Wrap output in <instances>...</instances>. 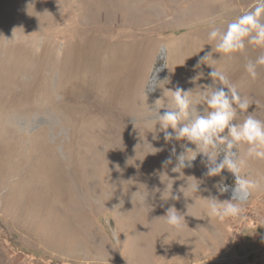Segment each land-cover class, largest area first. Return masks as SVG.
<instances>
[{
	"label": "rangeland",
	"instance_id": "obj_1",
	"mask_svg": "<svg viewBox=\"0 0 264 264\" xmlns=\"http://www.w3.org/2000/svg\"><path fill=\"white\" fill-rule=\"evenodd\" d=\"M253 3L0 0V264H264V161L242 173L260 187L240 218L201 219L205 189L220 200L231 193H217L219 176H202L200 155L183 176L171 171L175 157L163 166L173 146L195 145L165 142L149 110L166 89L210 83L176 58L205 55L209 25L225 27ZM248 48L254 60L261 50ZM242 56L216 66L264 119V67L247 87ZM197 180L201 198L184 197L181 186ZM148 201L164 213L183 208L190 236L166 225L147 240Z\"/></svg>",
	"mask_w": 264,
	"mask_h": 264
},
{
	"label": "clouds",
	"instance_id": "obj_2",
	"mask_svg": "<svg viewBox=\"0 0 264 264\" xmlns=\"http://www.w3.org/2000/svg\"><path fill=\"white\" fill-rule=\"evenodd\" d=\"M206 39L211 50L198 59L194 68L200 69L202 65L210 68L211 71L207 73L210 83L197 84L194 90H186L179 85L174 89H166L163 92L166 102L158 98L149 110L154 113V125L159 124L165 142L187 141L195 145L193 149L181 144L183 151L179 153L173 146L169 157L162 162L163 166L172 164L175 157L171 171L183 176V169L192 168L200 155V162L206 169L202 176H219L220 180L213 184L217 193H231L230 199L220 200L205 189L210 194L207 198H201L198 195V180L196 183L187 181V186L179 189L184 197H189L188 193L191 192L206 201L201 219L223 221L240 218L244 205L260 187L257 180L242 173L250 160L264 161V119L249 111L250 98L242 95L238 85L216 63L221 59L230 61L235 54H243L248 47L260 49V54L254 60L247 59L244 64L248 78L253 81L258 78V68L264 67V0H254L249 9L227 22L225 27L211 23ZM166 48L161 46L160 51L164 52ZM213 53H218L219 59H215ZM202 77L204 72L201 70L191 79L197 81ZM155 80L156 75L147 82L153 90L157 87ZM162 108L165 109L163 113L160 112ZM169 129L172 131L169 132ZM241 148L243 151H240ZM224 170L232 174L234 185L229 186L224 182ZM172 199L178 200L179 196H173ZM160 218L169 229L175 231L186 224L184 214L175 205L169 206Z\"/></svg>",
	"mask_w": 264,
	"mask_h": 264
},
{
	"label": "bare ground",
	"instance_id": "obj_3",
	"mask_svg": "<svg viewBox=\"0 0 264 264\" xmlns=\"http://www.w3.org/2000/svg\"><path fill=\"white\" fill-rule=\"evenodd\" d=\"M157 206H159V205H157ZM142 209H143V212H144V214H143V216H144V218H143L144 235H145L146 239L148 240V239H150L152 237H155V236L159 235L158 228L160 229L162 226H164V227L166 226V224H165L163 219H162L161 224H158V227L156 225H154V219L157 218L158 216H163L165 213L162 212L159 208L152 206V203L149 202V201L146 202L143 205ZM183 211H184V209L181 208L180 212H183ZM182 214H184L185 221L187 223H194V220L192 221L191 217L189 216L190 217L189 218L185 212L182 213ZM156 230H158L157 234L155 232ZM164 231H166L169 235L172 234V235H176V236L182 237V238H186V237L188 238L190 236V234H191L190 231L188 229L184 228V227L181 228L179 231L171 230L168 227H166V229Z\"/></svg>",
	"mask_w": 264,
	"mask_h": 264
},
{
	"label": "crops",
	"instance_id": "obj_4",
	"mask_svg": "<svg viewBox=\"0 0 264 264\" xmlns=\"http://www.w3.org/2000/svg\"><path fill=\"white\" fill-rule=\"evenodd\" d=\"M199 42V41H198ZM200 44L202 43L203 44V42H199ZM203 47H205L206 48V46L205 45H203ZM248 50H246L243 54H245V56H242L241 57V61H243V63H246L245 61L247 60V59H253L252 57H250V54H251V51L253 52V50L251 49L250 50V48H247ZM211 49H209L208 51H210ZM207 51H205L204 53H206ZM189 53V52H188ZM189 55H190V53H189ZM186 56V55H183V56H181L180 58H176L177 60H179V63L181 64V65H183V67L181 68V69H183L184 67H187L189 70H191L194 74H195V76L202 70L203 72H204V77H202L201 79H205V78H207V73L209 72V71H211V69L210 68H208L206 65H202L201 66V68L200 69H196V68H194V65H196V63H197V61H198V59L201 57H196V58H194V57H191V56ZM232 61V60H231ZM240 62V60H238L237 61V64ZM230 63H232V62H229L228 61V64H230ZM184 65H186V66H184ZM232 65V64H231ZM242 68H244V64H242ZM258 73H259V68H258ZM194 76V77H195ZM245 77H246V79L248 80L247 81V87H249V86H254L255 84H254V81L253 80H251L250 78H248V76H247V74L245 75ZM206 80V79H205ZM259 80V75H258V78L256 79V81H258ZM251 108H249V110H250Z\"/></svg>",
	"mask_w": 264,
	"mask_h": 264
}]
</instances>
